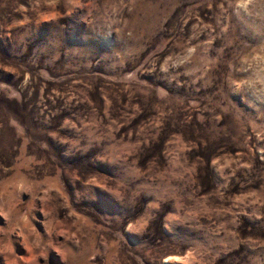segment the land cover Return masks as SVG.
Here are the masks:
<instances>
[{
	"label": "rangeland",
	"instance_id": "rangeland-1",
	"mask_svg": "<svg viewBox=\"0 0 264 264\" xmlns=\"http://www.w3.org/2000/svg\"><path fill=\"white\" fill-rule=\"evenodd\" d=\"M0 264H264V0H0Z\"/></svg>",
	"mask_w": 264,
	"mask_h": 264
}]
</instances>
